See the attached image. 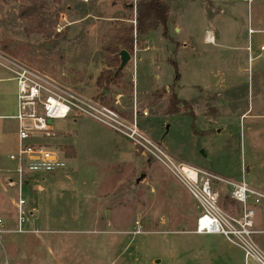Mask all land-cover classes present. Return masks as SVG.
Returning <instances> with one entry per match:
<instances>
[{"label":"rangeland","instance_id":"374dc122","mask_svg":"<svg viewBox=\"0 0 264 264\" xmlns=\"http://www.w3.org/2000/svg\"><path fill=\"white\" fill-rule=\"evenodd\" d=\"M46 2L56 21L49 34L22 18L21 1L0 0V264H175L178 254L194 264H230V254L236 264H261L221 233L190 231L201 208L172 171L74 112L55 119L53 135L44 137L63 150L66 167L28 175L19 232L18 163L10 158L20 147L12 117L17 85L8 67L9 60L33 66L128 119L137 110L140 128L177 162L264 191V0H166L170 39L162 26L138 38L133 60L109 89L96 84L109 67L106 48L118 30L137 26L139 0ZM141 173L147 177L135 185ZM214 188L221 207L241 216L231 186ZM252 238L264 253V233Z\"/></svg>","mask_w":264,"mask_h":264},{"label":"built area","instance_id":"2783aa9c","mask_svg":"<svg viewBox=\"0 0 264 264\" xmlns=\"http://www.w3.org/2000/svg\"><path fill=\"white\" fill-rule=\"evenodd\" d=\"M9 61L11 65L8 68L14 73L17 85V113L12 117L19 122L20 147L18 154H11L10 158L18 163V182L14 184H17L20 195L17 203L19 232H23V206L26 204L22 197V186L29 183L28 175L53 173L66 167L63 150L55 149L44 141V137L53 135V122L49 121L67 118L74 112L77 115L90 116L109 126L163 162L200 205L197 233H221L230 242L242 247L246 256H253L264 264V253H261L252 238L254 234L264 233V229H257L256 225L258 209L264 214L263 190L251 186L245 179L220 178L198 166L183 161L177 162L165 151L161 143L156 142L140 128L137 110L133 118L128 119L102 101L85 97L60 85L44 71L17 60ZM147 114L145 111L144 115ZM218 181L223 182L225 186H231L230 197L241 204L243 213L238 218L230 216L221 207L219 192L214 188ZM34 182L39 183L37 180ZM4 225L5 222L0 217V234L5 231ZM138 226L141 231L140 223Z\"/></svg>","mask_w":264,"mask_h":264},{"label":"trees","instance_id":"16d2710c","mask_svg":"<svg viewBox=\"0 0 264 264\" xmlns=\"http://www.w3.org/2000/svg\"><path fill=\"white\" fill-rule=\"evenodd\" d=\"M21 4V16L30 25H34V28L38 33L49 34V28L56 25V21H52L45 12L47 7L46 0H19ZM137 26L129 25L122 30H118L114 34V40L106 48L109 51L108 56V69L103 70L100 76L97 78L96 84L105 89H109L110 85L119 84L123 71H118L120 66L119 52L122 49H127L133 54L134 45L138 42V38L145 36L149 31L157 29L162 26V34L165 38H169V12L170 6L166 0H139L137 5ZM136 33V35H135ZM176 65V77L178 81L180 73L178 66ZM104 94V91H102ZM105 100V97L99 98ZM176 96L169 106V111H174Z\"/></svg>","mask_w":264,"mask_h":264},{"label":"crops","instance_id":"0c3cea01","mask_svg":"<svg viewBox=\"0 0 264 264\" xmlns=\"http://www.w3.org/2000/svg\"><path fill=\"white\" fill-rule=\"evenodd\" d=\"M170 18H171V16H170ZM170 20V19H169ZM175 22H177V21H172L171 23H170V25L171 24H173V23H175ZM178 30H179V28H177ZM209 34H210V32H209ZM210 38V37H209ZM213 40H214V38H213ZM214 42V41H213ZM148 47V46H147ZM146 47V48H147ZM133 57H134V55H133ZM140 58V57H139ZM44 180H46V178L45 177H42V181H44ZM264 216V214H263V212L261 213V211H259L258 212V216H257V227L259 226L258 224L262 221V217ZM198 217H199V215H197V217L194 219V221L192 222V229L190 230V231H192V232H194V233H197L196 232V223H197V219H198ZM259 229H262V228H259ZM228 262L230 263V264H236V261H237V258H236V256L234 255V254H230L229 256H228ZM175 264H194L193 262H190V261H188L187 259H183L179 254L177 255V256H175ZM245 264H249V263H245Z\"/></svg>","mask_w":264,"mask_h":264},{"label":"water","instance_id":"95a60500","mask_svg":"<svg viewBox=\"0 0 264 264\" xmlns=\"http://www.w3.org/2000/svg\"><path fill=\"white\" fill-rule=\"evenodd\" d=\"M119 57H120V66L118 67V71H122L124 70L128 64L133 60V55L130 51H128L127 49H122L119 52ZM50 123H52L53 121L50 120ZM147 177V173H141V175L136 179L135 185H138L139 183H141L142 181H144V179Z\"/></svg>","mask_w":264,"mask_h":264},{"label":"bare ground","instance_id":"6f19581e","mask_svg":"<svg viewBox=\"0 0 264 264\" xmlns=\"http://www.w3.org/2000/svg\"><path fill=\"white\" fill-rule=\"evenodd\" d=\"M208 41L209 42H213L214 40H213V37H210L209 39H208Z\"/></svg>","mask_w":264,"mask_h":264}]
</instances>
